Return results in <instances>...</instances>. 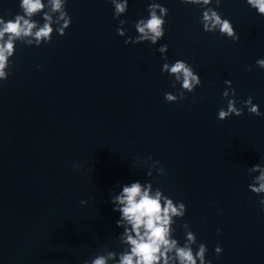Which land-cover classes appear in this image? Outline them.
Segmentation results:
<instances>
[{"label": "water", "instance_id": "1", "mask_svg": "<svg viewBox=\"0 0 264 264\" xmlns=\"http://www.w3.org/2000/svg\"><path fill=\"white\" fill-rule=\"evenodd\" d=\"M150 2L129 0L115 18L110 0H68L64 35L39 46L16 42L0 80V264H84L105 248L123 250L110 193L135 180L186 204L173 225L181 245L186 221L193 250L204 243L212 264H264V194L248 188V168L264 157V68L256 64L264 59V15L246 0H222L234 42L203 31L199 6L158 0L169 10L164 37L126 45ZM19 4L0 0V16L22 13ZM33 19L44 22L42 13ZM161 44L168 62L183 59L200 75L184 100H165L181 85L172 88L174 77L161 71ZM226 79L244 111L219 120ZM249 96L262 115L240 103ZM149 155L163 175L158 165L147 176Z\"/></svg>", "mask_w": 264, "mask_h": 264}, {"label": "clouds", "instance_id": "2", "mask_svg": "<svg viewBox=\"0 0 264 264\" xmlns=\"http://www.w3.org/2000/svg\"><path fill=\"white\" fill-rule=\"evenodd\" d=\"M67 2L68 0H20L22 13L16 14L7 21L0 16V80L8 78L10 65L13 63L10 58L15 54L18 40L27 45L39 46L50 42L54 32L61 36L65 34V30L72 22L66 10ZM110 2L114 6L115 18L127 12L129 0H110ZM212 2L213 0H180L182 4L196 5L203 9L199 18L203 31L211 33L218 31L220 35L231 38L234 42L238 41L239 36L231 20L224 18L218 10L222 0H215L217 6L215 8L210 6ZM246 2L250 7L255 8L258 14L264 15V0H246ZM147 11L148 17L140 18L135 22L134 26L138 34L135 37H128L124 41L126 45L146 41L155 45L164 37L168 8L158 0H151ZM37 13H42L44 21L42 24L33 19L34 14ZM126 23V20H120L121 26L117 27L120 36L126 35L127 30L122 27ZM157 51L162 54L165 61L161 71L174 77L171 87L176 88L178 83L181 85L175 93L165 92V100L177 102L186 99V93L194 92L197 86L202 84L200 75L183 59L168 62L167 44H161ZM256 64L264 68V59H258ZM251 68L252 66L249 65L248 70L251 71ZM224 83L228 87L224 89L222 98L228 100L226 109L221 107L218 110L219 120L228 119L232 115L240 116L244 111V108L237 107L236 90L232 87V81L226 79ZM252 101L253 98L249 96L240 103L247 107L249 113L262 115L259 105L253 104ZM140 163V159L137 158V167ZM142 163L148 166L147 176H152V169L157 168L158 165L157 174L165 173L160 161L152 160L150 155ZM253 173L258 174L252 175ZM248 174L252 179L248 185L249 190L258 195L264 194V157L261 162L248 168ZM110 202L114 205L113 211L119 213L116 226L123 231L118 234V239L125 247L119 252L105 248L103 253L85 260L84 264H109L110 261L111 264H212L211 260H206L208 249L204 243H199L198 250H193L192 246L197 244V237L189 230L188 222L182 224L185 232L184 244L181 245L174 237L173 233L176 229L173 225L176 224L177 219L185 216L187 206L183 201H174L161 188H154L151 181L141 183L140 180H135L123 184L119 191L113 189L110 193ZM86 203L85 200L80 201L81 205ZM258 203L264 206V196H261ZM219 232L218 228L217 233ZM215 252L220 254L222 248L217 245Z\"/></svg>", "mask_w": 264, "mask_h": 264}]
</instances>
